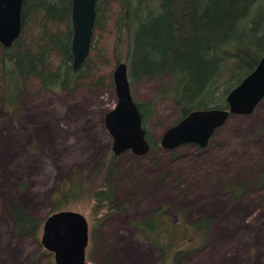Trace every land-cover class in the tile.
I'll return each mask as SVG.
<instances>
[{
    "label": "rangeland",
    "instance_id": "obj_1",
    "mask_svg": "<svg viewBox=\"0 0 264 264\" xmlns=\"http://www.w3.org/2000/svg\"><path fill=\"white\" fill-rule=\"evenodd\" d=\"M2 88L0 72V264H55L42 233L38 239L16 236L8 208L20 204L42 221L53 214L50 194L57 183L112 145L104 122L117 94L92 88L86 75L72 92H44L29 79L14 111L3 103ZM130 90L135 100H154L146 129L160 143L177 116L172 101L158 96L154 79L131 83ZM119 159L113 187L129 208L99 227L89 203L69 209L89 221V263L155 264L159 251L131 223L165 203L187 221L209 215L214 223L208 247L178 264H264V185H254L264 169V100L249 115L229 117L205 147L188 143L172 153L161 146L143 156L126 151ZM238 182L246 189L233 200L226 187Z\"/></svg>",
    "mask_w": 264,
    "mask_h": 264
},
{
    "label": "trees",
    "instance_id": "obj_2",
    "mask_svg": "<svg viewBox=\"0 0 264 264\" xmlns=\"http://www.w3.org/2000/svg\"><path fill=\"white\" fill-rule=\"evenodd\" d=\"M23 2L20 38L11 48L0 43L2 100L14 111L29 79L44 92H72L86 75L92 88L111 90L116 63L123 61L130 84L154 79L158 96L172 101L177 116L167 129L194 110L228 109L227 95L264 55V0H97L92 49L74 72L72 0ZM134 101L146 129L154 100ZM146 135L149 151L161 148L147 129ZM119 158L109 146L97 161L59 181L50 194L53 213L86 202L99 227L105 217L125 212L130 204L118 201L113 187ZM254 182L264 185V169ZM226 188L233 200L246 189L239 182ZM8 209L17 237L39 238L46 219L14 202ZM131 224L145 244L159 251L155 264H178L204 251L214 226L209 215L187 221L165 203Z\"/></svg>",
    "mask_w": 264,
    "mask_h": 264
},
{
    "label": "water",
    "instance_id": "obj_3",
    "mask_svg": "<svg viewBox=\"0 0 264 264\" xmlns=\"http://www.w3.org/2000/svg\"><path fill=\"white\" fill-rule=\"evenodd\" d=\"M23 0H0V43L11 48L22 33ZM97 0H72L73 38L71 42L74 72L81 70L92 49L97 18ZM117 105L105 116L104 125L113 136L115 156L126 151L143 156L151 146L147 140L142 114L133 99L125 62L116 63L113 71ZM264 99V55L254 70L227 95L228 109H198L167 128L160 139L164 149L174 150L188 143L205 147L216 129L233 115H249ZM90 229L87 217L80 211L61 210L49 215L43 223L40 242L54 254L55 264H92L87 261Z\"/></svg>",
    "mask_w": 264,
    "mask_h": 264
}]
</instances>
